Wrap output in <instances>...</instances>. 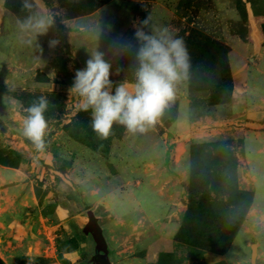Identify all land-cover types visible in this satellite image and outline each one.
I'll return each mask as SVG.
<instances>
[{"label": "rangeland", "instance_id": "rangeland-1", "mask_svg": "<svg viewBox=\"0 0 264 264\" xmlns=\"http://www.w3.org/2000/svg\"><path fill=\"white\" fill-rule=\"evenodd\" d=\"M38 15L47 33L21 30ZM153 25L189 51L155 122L165 132L115 123L101 139L74 74L102 52L113 89L133 82L119 43ZM39 96L42 152L20 127ZM89 209L113 264H264V0H0V264H94Z\"/></svg>", "mask_w": 264, "mask_h": 264}, {"label": "clouds", "instance_id": "clouds-1", "mask_svg": "<svg viewBox=\"0 0 264 264\" xmlns=\"http://www.w3.org/2000/svg\"><path fill=\"white\" fill-rule=\"evenodd\" d=\"M24 7H30L25 3ZM148 16L143 26L150 24ZM52 20L38 15L30 16L20 23L22 31L42 35L48 32ZM135 43L123 39L119 47L134 55L133 82L125 81L113 89L112 65L102 52H93L85 67L77 69L71 95L78 97L83 112H90V127L101 139H107L115 123L123 125L129 132L146 130L162 114L174 97L175 85L186 76L189 68V51L182 37L166 26L153 25L150 31L143 27L134 33ZM59 41L49 40V48ZM7 103L15 104L13 98ZM47 96H39L23 111L21 134L42 152L47 147L46 135L49 122L46 113L50 108Z\"/></svg>", "mask_w": 264, "mask_h": 264}, {"label": "water", "instance_id": "water-1", "mask_svg": "<svg viewBox=\"0 0 264 264\" xmlns=\"http://www.w3.org/2000/svg\"><path fill=\"white\" fill-rule=\"evenodd\" d=\"M88 222L83 228L86 235H91L96 244V255L92 258L94 264H113L110 259V246L105 236L99 217L93 209L87 211ZM258 245L253 246V259L257 258Z\"/></svg>", "mask_w": 264, "mask_h": 264}, {"label": "trees", "instance_id": "trees-1", "mask_svg": "<svg viewBox=\"0 0 264 264\" xmlns=\"http://www.w3.org/2000/svg\"><path fill=\"white\" fill-rule=\"evenodd\" d=\"M155 125V128H157L158 130H159V133L160 134H164V129L160 126V125H158L157 123L156 124H154Z\"/></svg>", "mask_w": 264, "mask_h": 264}, {"label": "crops", "instance_id": "crops-1", "mask_svg": "<svg viewBox=\"0 0 264 264\" xmlns=\"http://www.w3.org/2000/svg\"><path fill=\"white\" fill-rule=\"evenodd\" d=\"M172 166H173V167H176V164L174 163ZM171 174H172V173H171Z\"/></svg>", "mask_w": 264, "mask_h": 264}]
</instances>
